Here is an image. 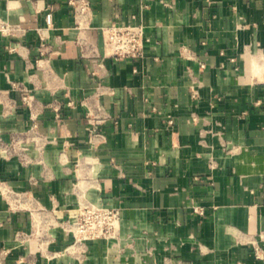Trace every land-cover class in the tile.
Segmentation results:
<instances>
[{"label":"crops","instance_id":"0c3cea01","mask_svg":"<svg viewBox=\"0 0 264 264\" xmlns=\"http://www.w3.org/2000/svg\"><path fill=\"white\" fill-rule=\"evenodd\" d=\"M89 1L0 0V263L264 264V0ZM85 199L120 235L69 251Z\"/></svg>","mask_w":264,"mask_h":264},{"label":"built area","instance_id":"2783aa9c","mask_svg":"<svg viewBox=\"0 0 264 264\" xmlns=\"http://www.w3.org/2000/svg\"><path fill=\"white\" fill-rule=\"evenodd\" d=\"M77 14H84L90 7L89 0H70ZM104 46L108 54L115 58L142 57L145 54L146 42L145 28L142 23H122L113 19L108 25L102 27ZM204 66L205 64L202 63ZM23 99L30 101V95L24 94ZM173 119H169L172 122ZM91 132L94 131L92 127ZM7 149L17 150L18 147L27 150L24 145H17V141L7 144ZM14 205L13 202H10ZM195 210L203 212L202 206L196 205ZM122 214L117 206H105L85 199L78 203L77 214L74 218L62 221L64 228L74 236L73 242L67 248H86L88 242L97 239H117L120 235ZM255 256L264 258L263 249L258 243L254 244ZM2 264V263H0Z\"/></svg>","mask_w":264,"mask_h":264}]
</instances>
